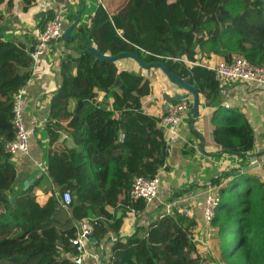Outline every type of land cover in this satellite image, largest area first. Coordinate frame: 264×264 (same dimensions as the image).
Here are the masks:
<instances>
[{
  "label": "trees",
  "instance_id": "16d2710c",
  "mask_svg": "<svg viewBox=\"0 0 264 264\" xmlns=\"http://www.w3.org/2000/svg\"><path fill=\"white\" fill-rule=\"evenodd\" d=\"M23 1L27 8L35 0ZM17 2L0 0V264H74L73 219L84 217L78 203L102 219L94 223L95 245L111 232L121 237L128 213L142 218L148 211L143 200L131 197V189L136 177L153 179L167 168L169 147L159 127L167 111L154 116L144 108L152 94L153 68L144 70L133 59L101 61L82 39L63 40L75 49L68 52L66 46L61 84L45 125L49 172L60 197L52 206L41 204L34 192L39 180L25 190H14L18 169L3 144L14 138L13 97L32 78L29 54L34 49L26 51L1 38L5 12L14 10ZM92 18L89 26L76 27L77 35L102 55L132 52L147 64L163 62L196 87L208 104H215L221 91L215 73L166 57L203 62L213 57L230 60L237 54L264 65V0H99ZM49 20H42L43 29ZM126 61L136 70L124 67ZM162 74L169 85L166 89L164 84V92L170 86L180 89ZM211 123L213 141L225 153L235 154L253 137L252 125L237 109L219 106ZM121 133L123 142L118 139ZM64 136L72 139L73 147ZM233 176L223 173L212 184L220 186ZM64 192L73 197V217L61 203ZM220 194L213 225L221 260L264 264V183L241 175ZM155 212L148 227H137L113 244L108 264H205L193 239L195 221L175 208L169 216L160 214L162 206ZM14 231L20 233L13 236Z\"/></svg>",
  "mask_w": 264,
  "mask_h": 264
},
{
  "label": "crops",
  "instance_id": "0c3cea01",
  "mask_svg": "<svg viewBox=\"0 0 264 264\" xmlns=\"http://www.w3.org/2000/svg\"><path fill=\"white\" fill-rule=\"evenodd\" d=\"M83 4L85 10L81 15L80 23L89 26L93 21L92 17L97 10L99 0H83ZM80 9L81 2L79 0H35L27 8L23 0H18L14 10L9 13L5 12L6 18L3 22L4 29L1 38L4 41L11 42L14 46L29 51L38 42V38L43 31L41 22L45 17H51V20H63L67 29L72 25L69 23L70 18ZM76 34L79 33L75 28L72 35ZM119 34H122V31H119ZM66 46L68 52L75 49V45L68 46L64 41L51 44L39 65L33 68L32 78L24 87V123L28 128H35L36 135L32 140L29 155L19 160L13 159L18 169L17 174L21 175V180L17 179L14 190H25L28 188L25 185L28 181L32 180L34 184L39 180L34 192L38 196V201L46 206H52L60 197L59 188L49 172L48 162L46 161L48 138L45 125L50 114L51 100L61 84V59L67 52ZM123 66L136 70V65L130 61H126ZM176 93L179 92L171 95ZM200 101L202 106L200 107L199 117L194 124V129L190 122L191 117L186 118L180 126L178 136L168 144L167 168L159 174L161 178L159 193L161 195L158 200L148 208V211L140 215L142 218L128 213L121 237L111 232L99 245H95V242L91 246V253L99 255L101 261L97 263L90 258L86 264H108L113 246L110 241L111 235H116L118 239L125 238L137 227H148L153 216L157 215L155 210H158V206H164L162 207L163 210H166L169 205L174 207L183 205L186 208L195 209L194 221L196 227L193 239L195 242L196 240L202 242L200 237L203 236L201 227L203 226L205 186L212 183L213 178L223 173H235L250 165L252 156L257 155L260 164L263 163L264 90L256 88L251 91L245 84H233L220 91L215 104H208L201 96ZM226 105H229V108H226ZM219 106L239 110L252 125V139L247 145L238 148L235 154L223 152L213 141L212 134L215 126L211 123V116ZM74 108L75 103H72L70 110L73 111ZM144 108L154 116L160 114L157 109L148 110L146 106ZM65 137L63 138L67 139L69 147H73L72 139ZM40 163L44 164L45 172L38 166ZM248 175L257 177L264 183L261 166L250 171ZM234 177L238 176L234 174L230 179L223 181L220 187L229 186ZM162 196H165L166 199H162ZM78 205L81 208L80 213L84 216L83 219H98L84 205L80 203ZM108 211L113 214L112 208H109ZM71 213L72 215L69 213L70 217H73V209ZM120 216L121 214L118 213V217ZM73 220H75V223L78 222L76 218ZM201 244L205 243L197 244V246L200 247Z\"/></svg>",
  "mask_w": 264,
  "mask_h": 264
},
{
  "label": "built area",
  "instance_id": "2783aa9c",
  "mask_svg": "<svg viewBox=\"0 0 264 264\" xmlns=\"http://www.w3.org/2000/svg\"><path fill=\"white\" fill-rule=\"evenodd\" d=\"M66 25L61 19H52L47 21L45 27L38 38V42L34 49L30 52L33 68H36L46 54L49 46L53 43H58L64 40ZM213 57L203 62H191L186 57L182 58H169L184 63L188 67L203 66L215 73V79L222 90L228 85L245 84L249 90L253 91L256 88L264 90V65L258 66L251 63L242 55H233L230 60ZM25 89H21L13 97V129L14 138L7 140L3 144L5 153L11 155L13 159L19 160L29 155L31 150V143L36 135L35 128H28L24 123V110H25ZM192 101L185 97L180 103H174L169 106L167 114L160 120L159 127L165 133L167 143L178 136L181 124L186 118H190L189 114ZM229 108V105L225 106ZM67 138V137H65ZM120 142H123L125 135L121 133L118 137ZM44 172V164L38 165ZM264 175V161L261 164ZM161 188V178L157 175L153 179L145 177H136L133 181L131 189V197L134 200H143L148 207H150L159 198ZM221 187L209 183L205 186V201L203 209V226L204 235L207 240H213L218 230L213 225L216 218L218 207L221 203ZM62 205L71 213V206L73 205V197L70 192H64L61 197ZM181 213L188 221H194L195 209L186 208L183 205L174 207L169 205L166 208V213L163 215H171L173 209ZM132 214H134L132 212ZM98 219H82L75 223L76 235L70 239V244L74 248V264H86L92 258L97 263H100L99 255L91 253V246L94 244L90 241L95 231V224ZM95 223V224H94ZM110 241L114 244L118 241L116 235H111Z\"/></svg>",
  "mask_w": 264,
  "mask_h": 264
},
{
  "label": "water",
  "instance_id": "95a60500",
  "mask_svg": "<svg viewBox=\"0 0 264 264\" xmlns=\"http://www.w3.org/2000/svg\"><path fill=\"white\" fill-rule=\"evenodd\" d=\"M81 2V9L79 11V13L77 14L76 20L75 22L70 25L66 31H65V35H64V40L66 41H73L77 38L82 39L85 43H86V49L87 51H89L95 58L101 60V61H107V62H117L121 59H133L134 61H136L142 69L144 70H149L152 68H156L161 70L169 79V81L177 86L178 88H180L183 91L188 92L189 94L192 95L193 97V103H192V115H191V120H192V128L194 129V124L197 121L198 117H199V112H200V107L202 106V103L200 101V94L198 92V90L196 89V87L189 85L188 83H186L184 80H182L180 77H178L177 75L171 73L167 67L165 66V64L163 62H153L150 64H147L140 56L136 55L135 53L132 52H128V53H120L118 55L115 56H105L102 55L98 50H96L95 48H93L91 45L88 44V41L86 38L80 36V35H72L73 30L80 24L81 22V15L83 13V11L85 10V6L83 4V0H79ZM163 98L165 100V107L164 110L167 111L169 109V106L171 104L174 103H180L184 98L185 95L183 93H176L174 95H171L169 93H163ZM251 164L248 166L243 167L241 170L236 171L234 174L236 176H241V175H248V173L256 168H259L261 166L260 162L258 161V156H252L250 158ZM17 179L21 180V175L17 174ZM33 181L30 180L28 181V183H26V187L31 186L33 183ZM27 189V188H26ZM13 200V199H12ZM90 241L92 243L96 242V239L94 237L90 238Z\"/></svg>",
  "mask_w": 264,
  "mask_h": 264
},
{
  "label": "rangeland",
  "instance_id": "374dc122",
  "mask_svg": "<svg viewBox=\"0 0 264 264\" xmlns=\"http://www.w3.org/2000/svg\"><path fill=\"white\" fill-rule=\"evenodd\" d=\"M152 71H153L152 72V77H153L152 94L147 99L145 106L148 110L157 109V111L160 113L161 110L165 107V100L163 98V93L173 94L177 90H180V89H177V88L170 86L169 90H167V92H164L163 91L164 85L162 82H164L166 84L165 87L167 89L169 86L167 80L164 78L162 72L159 69L153 68ZM174 90H175V92H174ZM183 92L186 95V97H188L193 103L192 95L186 91H183ZM40 135H42V134H40ZM46 161L48 162L47 158H46ZM42 188L45 189L44 187H42ZM160 195H161V193H159V196ZM162 199L165 200L166 197L162 196ZM162 207H164V206H162ZM164 213H166V210H164V212H162L160 214L163 215ZM153 221L154 220H152V222ZM204 228H205L204 226L201 227V229H202L201 233L203 236L201 235L202 237H200V240L202 242H198V240H196L197 244H200L203 242L205 243L203 245L201 244L200 247L197 246L202 257H203L204 263L205 264H230V263H225L224 261L221 260V248H220V241H219L218 236H216L213 240H207L205 238V235H204V230H205ZM19 233H20V231H14L13 236H17Z\"/></svg>",
  "mask_w": 264,
  "mask_h": 264
},
{
  "label": "flooded vegetation",
  "instance_id": "af4514ba",
  "mask_svg": "<svg viewBox=\"0 0 264 264\" xmlns=\"http://www.w3.org/2000/svg\"><path fill=\"white\" fill-rule=\"evenodd\" d=\"M176 92H179V93H183L184 94V92H182L181 90H177Z\"/></svg>",
  "mask_w": 264,
  "mask_h": 264
}]
</instances>
